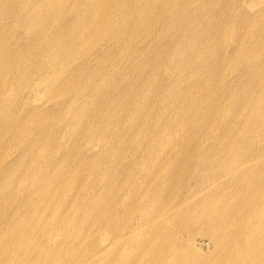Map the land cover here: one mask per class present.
Here are the masks:
<instances>
[{
  "label": "rangeland",
  "instance_id": "1",
  "mask_svg": "<svg viewBox=\"0 0 264 264\" xmlns=\"http://www.w3.org/2000/svg\"><path fill=\"white\" fill-rule=\"evenodd\" d=\"M260 116L264 0H0V264H264Z\"/></svg>",
  "mask_w": 264,
  "mask_h": 264
},
{
  "label": "bare ground",
  "instance_id": "2",
  "mask_svg": "<svg viewBox=\"0 0 264 264\" xmlns=\"http://www.w3.org/2000/svg\"><path fill=\"white\" fill-rule=\"evenodd\" d=\"M244 104H245V103H244ZM247 105H248V104H247ZM252 105H253V104H252ZM248 106H249V105H248ZM245 107H246V106H245ZM256 114H257V113H256ZM260 117H261V119H264L262 116H260ZM255 119H256V117H255ZM255 119H253V121H254ZM259 120H260V119H259ZM255 122H256V121H255ZM255 122H254V123H255ZM257 123H259V121H258ZM30 129H31V128H30ZM208 130H209V129H208ZM208 130H207V131H208ZM238 140H239V139H238ZM234 141H235V140H234ZM236 141H237V140H236ZM239 143H240V140H239L238 144H239ZM235 144H237V142H236ZM226 145H227V144H226ZM235 146H236V145H235ZM239 147H241L240 144H239ZM246 152H247V151H246ZM250 157H251V156H250ZM244 159H245V158H244ZM243 162H244V161H243ZM170 173H171V172H170ZM82 204H83V203H82ZM29 212H31V210H29ZM74 214H76V213H73V216H74ZM73 218H74V217H73ZM55 220H59V216H55ZM74 221H75V220H73V219H72V221H71V220H68V221H67V224H68L69 226H70V225H73V226H74ZM75 222H76V221H75ZM116 229H117V228H116ZM109 234H110V233H109ZM117 238H118V237H117ZM117 238H116V239H117ZM113 240H115V239H113ZM59 262H61V263H59ZM58 263H59V264H64L62 260H59ZM67 263H68V262H67ZM67 263H66V264H67ZM55 264H56V263H55Z\"/></svg>",
  "mask_w": 264,
  "mask_h": 264
}]
</instances>
